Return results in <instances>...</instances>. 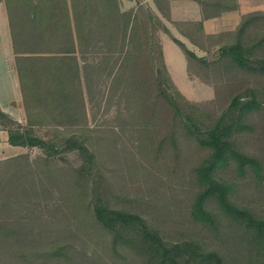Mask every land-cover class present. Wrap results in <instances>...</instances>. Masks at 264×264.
Here are the masks:
<instances>
[{"label":"trees","instance_id":"16d2710c","mask_svg":"<svg viewBox=\"0 0 264 264\" xmlns=\"http://www.w3.org/2000/svg\"><path fill=\"white\" fill-rule=\"evenodd\" d=\"M5 1L27 127L0 109V129L12 147L42 151L48 168L36 171L28 156L0 165V264H264V211L241 204L234 195L238 182L229 180L235 172L264 188L263 152L250 154L242 137L253 114L264 109V92L249 84L264 80V31L253 32L264 14L244 17L237 32L206 45L198 41L201 24L186 27L196 47L219 50L214 65L173 40L189 76L200 68L234 83L235 97L211 116L187 102L171 81L159 37L170 34L152 12L140 28L142 10L122 14L117 0H16L15 8ZM223 5L221 0L215 6L222 11ZM103 80L111 85L106 103L95 88ZM98 92L107 113L116 99L125 104L117 121L133 131L141 152L153 150L160 130L166 131L163 154L182 158L178 146L189 141L206 152L190 172L195 195L180 231L168 235L139 198L112 199L100 156L111 150L109 137L117 133L89 126L88 104ZM37 129H52L55 136L45 141ZM70 154L78 155L82 167L59 170L58 159ZM62 179L64 205L53 210H62L63 218H31L30 207L37 208L31 198L46 201ZM81 244L91 258L79 253Z\"/></svg>","mask_w":264,"mask_h":264},{"label":"rangeland","instance_id":"374dc122","mask_svg":"<svg viewBox=\"0 0 264 264\" xmlns=\"http://www.w3.org/2000/svg\"><path fill=\"white\" fill-rule=\"evenodd\" d=\"M117 3L119 5L118 0ZM261 9H264L263 3L261 4ZM139 10L142 11L138 15V25L142 28L148 23L149 14L147 11L149 9L139 7L137 10L122 14L136 13ZM257 29L264 31V23L260 22L253 32ZM170 45V47L167 46V54L174 80L171 76L170 78L175 88L191 105L204 110L205 114L217 116L235 97L236 90L234 83L220 81L219 75L206 74L200 68H195V75L189 76L191 81L195 82L191 83L185 71L186 63L184 56L174 44L170 42ZM210 48L211 46L209 47L210 53L207 59L214 65L218 62L219 50ZM232 78H235V81L240 86L242 85L236 74L232 75ZM252 81L249 84L253 85V88H259L264 92V85L260 86V83L264 82V80L258 78ZM98 85L95 88H98L97 91H101L105 95V99H107L105 103L106 101L108 102V98L111 96L110 81L103 80ZM99 97L98 92L95 103L91 106L88 104L89 126L93 130L99 129L100 126L104 130L110 128L117 133L116 136L109 137L110 143H113V145L109 144L111 150L102 151L100 156V161L106 168V177L109 181L107 186L109 191L112 192V199L114 200L116 196L120 197L122 194L131 198H139L142 209L146 213L153 215L154 219H160L168 235L180 231L184 224L189 221L186 218V214L191 208L195 195L194 188L196 186L190 177V172L206 156V152L189 141L178 146L180 152H182V158L179 153L175 154L171 152L169 155H166L167 153L163 154L159 148H161V142L166 136V131L164 130H160L158 135L155 134L153 137L152 151L141 152L140 144L133 131L117 121L118 112L120 109L125 110V104L120 107L116 99L113 107L107 113V105L105 103L100 108ZM24 112L22 124L13 119L10 120L26 128V108ZM247 125L249 130L244 132L242 136L245 148L250 154L261 157L259 154L263 152L262 155H264V150H262L264 146V109L260 112H255ZM36 134L48 142L55 136L52 129H37ZM166 147L167 151L170 150L168 145ZM23 156L30 158L31 164L36 171L47 170V160L42 151L38 149L26 150ZM262 157L264 158V156ZM58 161L59 170L68 167L72 169L82 167V161L76 154L62 156ZM229 180L238 182L234 189V195L241 204L250 205L253 208L264 211V188H260L258 182L256 183L251 176H245L244 178L239 176L238 178L235 172L234 175H230ZM48 187L50 188L51 186L48 185ZM64 188V180L62 179L60 184L55 186V193L48 197L46 201H41L42 198L36 200L33 196L31 202L34 205L36 204L37 208L30 207L31 218L38 217L46 221H51L53 218L61 220L64 212L62 210L59 212L53 210V206L56 207L58 205L59 208L64 205L61 201L65 191ZM0 198H2V194ZM18 202L16 201V205H18ZM171 238L174 240V237ZM77 249L80 254L87 253L86 256L90 258L93 255L91 251L84 248V244H81Z\"/></svg>","mask_w":264,"mask_h":264},{"label":"crops","instance_id":"0c3cea01","mask_svg":"<svg viewBox=\"0 0 264 264\" xmlns=\"http://www.w3.org/2000/svg\"><path fill=\"white\" fill-rule=\"evenodd\" d=\"M165 1L166 5L162 3L161 6L162 11L159 0H118L122 13L145 7L167 29L170 35L160 32L159 37L166 67L172 79L167 46L170 47L171 42L179 49L173 40L184 44L199 59H207L209 56L208 51L196 47L190 41L187 26L201 24L203 33L198 37V41L200 44L206 45L208 39H218L224 35L237 32L244 17L255 13H264V9H261L262 3L264 6V0H223L222 11L215 6L221 0ZM12 2V6L15 8L16 0H12ZM209 14L214 15V17L207 18L206 16ZM180 52L182 53L181 50ZM182 55L185 58L187 77L191 83H195L189 77L187 59L183 53ZM0 109L10 119L20 124L23 123L25 104L17 72V56L13 48V36L5 0H0ZM25 152V149L12 147L9 144L8 133L0 129V165L25 155Z\"/></svg>","mask_w":264,"mask_h":264}]
</instances>
